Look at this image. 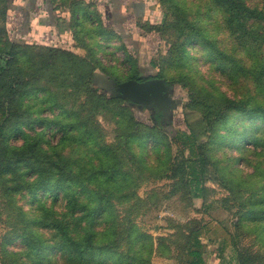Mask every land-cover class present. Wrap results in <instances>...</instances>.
Here are the masks:
<instances>
[{
  "label": "rangeland",
  "instance_id": "obj_1",
  "mask_svg": "<svg viewBox=\"0 0 264 264\" xmlns=\"http://www.w3.org/2000/svg\"><path fill=\"white\" fill-rule=\"evenodd\" d=\"M151 2V12L145 19L133 15L131 20L135 23L139 21L144 30H149L150 24L166 21L158 32L160 35L144 33L149 35L150 39H145L147 42L139 34L138 41L124 37L132 53L146 50L138 55L144 76L155 74L156 71L150 66L153 60L161 79L175 90V94L169 93V98H173L175 103L163 113V119L170 124L167 127L170 134L185 130L184 113L193 125L203 118L204 106L197 104V109L188 108L187 94L203 96L208 104L217 103L225 95L233 100H248L251 106L259 102L264 105V86H259L253 75L264 64V48L243 49L227 29L226 15L221 6L213 0ZM246 2L264 9V0ZM66 3L59 2L57 5L66 12L71 2ZM96 11L99 10L96 0H93V19L78 28L80 34L76 35L71 58L48 56L40 48H18L14 57L9 53L4 35L0 34V68L14 61L16 72L28 80L21 86L23 94L13 106L23 132L8 131L6 142L13 147H21L26 140L36 143L40 149L50 154L55 152L56 156L60 155L73 163L75 168L86 171L117 155L123 170L130 176L128 186L121 190L114 189L113 203L119 211V224L123 227L132 221L153 238L151 264H178L175 258L161 254L157 242L161 237L173 238L176 244L183 241L182 235L188 232L186 226L190 221L204 226L201 237L207 264H239L238 254L244 255L248 261L253 257L252 264H264L263 223L241 222L239 218L251 197L258 201L264 197V186L255 179L257 177L251 179L253 169L248 164L254 159L255 146L264 145V141H257L255 146H247L244 141L238 149L229 143L251 136L264 140V123L259 126L261 122L243 120L240 114L232 112L227 118L229 130L219 133L208 131L200 138L199 141L206 145L210 141L219 142V145H208L206 185L209 188V208L202 207L201 200H192L183 191L169 196L174 186L178 185L183 186L186 192L179 177L171 179L173 173L170 168H176L183 159L189 158L191 147L181 149L179 142H171L164 129L154 120L156 107H142L141 103L127 101L117 96V87H97L92 80L93 86L102 91L93 90L90 83L93 73L101 74L117 84L128 81L134 73V65L122 50V42L113 35L116 32L107 28L114 21L106 17L104 11L101 17ZM153 12L159 14H151ZM0 28H3L2 18ZM206 40L233 57L237 65L235 70L216 62ZM81 59L84 60L83 64ZM132 109L139 121L149 125H152V121L155 123L156 142L147 138L142 146L146 129L135 124L131 117ZM58 123L66 126L64 130L60 129ZM129 140L137 143L133 150L127 146ZM164 144L166 147L162 146ZM231 183L241 184L244 188L233 192L227 188ZM258 188L261 191L256 192ZM30 200L25 194L14 197L11 202L0 186V264H23L22 258L26 260L24 255L22 258L19 256L26 249L23 241H14L16 237H11L13 243L7 240L15 233H23L29 225L30 229H38L25 222L19 209L22 208L25 218L37 215V206ZM45 203H51L49 198ZM59 204L63 203H58L55 209L62 213L64 205ZM131 208L134 210L130 214ZM176 224L178 227H175ZM122 227L119 226V231ZM126 244L125 238L120 239V251H127ZM176 244H172L173 254L179 256L180 250ZM148 252H145V256ZM49 258L51 264L57 261L67 264L59 253L52 252Z\"/></svg>",
  "mask_w": 264,
  "mask_h": 264
},
{
  "label": "trees",
  "instance_id": "obj_2",
  "mask_svg": "<svg viewBox=\"0 0 264 264\" xmlns=\"http://www.w3.org/2000/svg\"><path fill=\"white\" fill-rule=\"evenodd\" d=\"M213 1L223 8L226 15L227 29L243 49L249 47L264 48L263 8L250 6L246 0ZM59 2H71L67 10L70 13V20L67 22L60 19V24L72 33L73 41H76V35L80 34L78 28L84 27L86 22L93 19V4L84 0H59L55 3L57 9H61V6L57 5ZM0 3L2 4L0 18L3 20V28H0V34L4 35L11 55L15 57L18 48H40L44 49L48 56L59 55L62 58L73 56L72 50L61 47L18 44L12 41L7 27L10 15L9 0H0ZM98 12L96 11V13ZM98 14L100 17L102 16L100 12ZM165 25L166 21L161 24H150L149 30H144L139 21L136 22L137 29L144 33H157V35H160L158 32ZM107 28L116 32V34H111L122 42V50L127 55V59L134 65V73L128 81L162 78L153 60L150 61V66L156 71L155 74L144 76L138 55L146 50H139V53L136 54L132 53L125 42V37L119 33L120 31L116 27ZM206 41L211 47L210 54L216 58V62L235 70L237 65L233 57L219 51L208 40ZM83 61L81 59L82 64ZM6 65V67L0 68V94H2L0 97V186L11 202H13L14 197L27 194L31 198L30 201L37 206L36 209L39 212L31 218H25L22 208L18 207L25 222L35 225L39 229H30L31 225H29L23 233H15L7 240L8 243H13V239L14 241L16 239L23 241L26 249L19 256L22 258L24 255L26 260L22 258V263L51 264L49 254L56 252L64 256V261L67 264H151V258L154 254L151 246L153 238L145 231L140 230L132 221L123 227L119 224V211L116 204L113 203L114 189L121 190L128 186L130 176L128 172L123 170L122 163L119 162L117 155L110 161H104L98 167L94 166V168L91 167L86 171L75 168L76 166L73 163H69L67 159L60 155H57V157L55 152L50 154L40 149L36 143L26 140L21 147H13L8 141L6 142L8 131L23 132L21 125L17 122L19 118L16 116L13 106L18 101V97L23 94L21 86H24L28 81L27 78L19 76L16 72L14 61H9ZM94 75L95 73L92 74L91 84ZM253 75L258 85L264 86V64L257 69V73L253 72ZM93 90L102 91V89L95 86H93ZM102 100L104 99L102 98ZM186 101L188 108L197 109L198 104L204 106L205 110L202 120L195 125L188 122L184 113L185 130L170 134L167 129L170 124H167L163 119V113L158 110L154 113V120L164 129L171 142H179L181 149L191 147V156L183 159L176 168H170L173 173L171 179L179 177V181L186 188V192L183 190V186L181 188L178 185L174 186V190L169 196H175L183 191L192 200H201L202 207L209 208L207 206L209 188L206 185V165L209 164L208 145H219V142L217 140L215 144L210 141V144L207 143L206 145L199 141L200 138L203 134H208V131L219 133L220 131L229 130L227 118L232 112L240 114V118L243 120L261 122L260 126L264 123V105L259 102L251 106L248 100H233L225 95L217 103L211 104H208L203 96L200 98L192 94H187ZM108 103L111 102L108 101ZM131 117L136 125L146 129L143 132L142 140L144 139V143H142V146L148 140L147 138L156 142L155 123L151 120L152 125H149L139 121L134 109H132ZM57 125L60 126L61 130L66 127L59 123ZM221 137L224 138V136ZM260 140L264 141L251 136L249 139L247 137L237 138L236 141H229V143L238 149L244 141H246L245 145L247 146L251 144L255 146L254 143L257 144V141ZM128 145L130 150L137 147L134 140H129ZM162 146L166 147V144ZM253 151L254 159L248 161L249 166L253 169L251 179L257 177L255 179L259 180L264 186V145L261 143L259 146H255ZM183 153L182 150L181 154ZM246 180L243 181V184ZM231 184L226 186L233 192L238 188H244L241 184ZM258 191L261 190L258 188L256 192ZM46 198H49L50 204L45 203ZM253 198L254 196L249 199V203L246 204L239 218L241 222H262L264 230V197L259 201ZM58 203L64 205L62 213H60V210L55 209V207H58ZM133 210L134 208L129 209V213L131 214ZM119 226L122 227L121 231H119ZM175 227H178V224ZM186 227L188 232L182 235L183 241L176 244V240L174 241L173 238L161 237L158 239L157 249L159 248L163 256L175 258L178 264H207L204 257L205 245L201 237L204 226L202 227L199 222L190 221ZM43 231L45 232L43 233ZM11 237L16 238L11 240ZM256 237L258 238L257 235ZM122 238L127 240V251H120V239ZM174 243L179 246V256L173 254L172 244ZM147 250L149 252L145 256ZM237 258L239 264H252L254 261L253 257H250L251 261H248V258L242 254H238ZM54 264H60V261L54 262Z\"/></svg>",
  "mask_w": 264,
  "mask_h": 264
},
{
  "label": "crops",
  "instance_id": "obj_3",
  "mask_svg": "<svg viewBox=\"0 0 264 264\" xmlns=\"http://www.w3.org/2000/svg\"><path fill=\"white\" fill-rule=\"evenodd\" d=\"M57 1L59 0H9L10 15L7 27L12 41L18 44H40L73 50L72 33L60 24V19L69 22L70 13L62 8L57 9ZM84 1L93 4V0ZM152 4L151 0H96L99 12L104 11L106 17L114 21V24H108L109 27H116L123 36L133 41H138L137 34L144 41L146 38L150 39L148 34L144 35L143 31L137 29L131 17L135 15L145 19L151 12Z\"/></svg>",
  "mask_w": 264,
  "mask_h": 264
},
{
  "label": "water",
  "instance_id": "obj_4",
  "mask_svg": "<svg viewBox=\"0 0 264 264\" xmlns=\"http://www.w3.org/2000/svg\"><path fill=\"white\" fill-rule=\"evenodd\" d=\"M93 83L97 87H117V96L132 103H141L142 107L152 105L160 113H165L169 105L175 103L173 98H169V93L175 94V90L168 87L163 79L152 78L145 81L130 80L117 84L112 83L107 77L101 74H95Z\"/></svg>",
  "mask_w": 264,
  "mask_h": 264
}]
</instances>
